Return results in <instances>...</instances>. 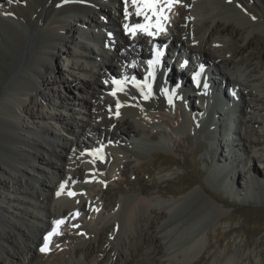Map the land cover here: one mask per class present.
Masks as SVG:
<instances>
[{
  "label": "bare ground",
  "instance_id": "obj_1",
  "mask_svg": "<svg viewBox=\"0 0 264 264\" xmlns=\"http://www.w3.org/2000/svg\"><path fill=\"white\" fill-rule=\"evenodd\" d=\"M115 2L119 4V10L111 16V7L108 4ZM1 5L4 12L0 13L11 12L13 16H0V190L14 193L12 196L5 195L4 198L15 205L9 203L4 207L0 204V264H185L194 258L203 249L205 238L201 230L198 232L197 226L210 216L214 209L219 213V210L213 207L215 205L207 201L216 203L217 199L214 200L211 194L200 187L201 194L207 197V200H197L193 219L191 216L189 221H184L177 216V212L195 203L196 196L199 195L196 190L178 198H152L144 193L138 196L116 195L118 198L114 200V196L104 195L103 186L118 176H122L121 180L124 181L129 159L137 160L144 156L143 145L146 140L144 136H138L150 123H166L168 119L176 118L175 123L178 125L175 132L179 133L184 131V128L191 129L197 119H201L202 115L198 112L206 115L208 113L210 116L217 115L219 118L220 112L211 111L204 104L210 99V94H201L205 85L185 95L164 87L170 78L155 76L153 81L145 78L141 84L146 81L151 91V95L145 100L136 90L128 88L137 89L136 84L127 87L120 80L115 87H108L113 88L109 98L103 93L99 98V101L109 106L103 108L109 114L105 119L106 127L101 128L91 121H75L74 116L70 114L69 119L76 122L79 135L78 139L68 143L58 135L54 127L56 125L63 130H71L70 123L63 120L60 113L36 114L27 104L28 100L30 104L36 105L34 98L38 95V86L48 85L47 65L56 59L54 51L58 52L57 44L63 43L68 56L74 57L72 59L75 61L69 64L70 75L75 74V69L80 74L95 75L93 81L84 82L78 81L79 77H73L72 82L61 77L59 84L71 95L73 90L80 88L76 81L82 83L83 89H89L92 94H100L106 90L101 78L114 74L109 72L112 61L123 60L128 63L130 59L135 60L137 56H143L147 51L146 44L154 43L157 35L147 36L137 30L133 36L131 32L126 31L125 26L131 28L132 25L146 23L143 15H136L137 10L131 0H108L103 3L98 0H8ZM165 15L168 17L162 21L165 31L160 34L170 38L167 48L175 44L187 58L195 60V65L191 66L192 71L186 75L193 78L197 65H203L205 73L210 72L211 77L206 76L214 86L226 82L232 88L238 89L242 111L253 109L251 91L258 93L257 96L261 98V92L253 85L256 78L248 75L251 79L240 82L241 79H234L229 74L228 64L233 61L227 52L225 37L235 29L237 20L248 23L249 17H254L255 22L250 20L251 24L241 26L244 28L242 34L235 30V36L246 38L252 28L264 31V0H180L171 11L165 9ZM98 16L106 20L100 21ZM224 16H228L227 19ZM86 19L88 20L85 22ZM83 26L91 28L86 29ZM100 27L104 28L105 33L114 32V37L120 38L121 46L119 47L113 38L109 40L111 51L99 47L102 53H95L91 52L89 45L82 43L80 39L77 40L72 34L77 32L80 36L91 32L94 38L104 39L103 32H93L94 28ZM62 33L71 38L70 43L78 46L79 51L66 45L68 41ZM244 48L245 46L232 47L229 50L236 53ZM96 56H101V63H96ZM245 56L247 58V55H244V59ZM84 57H87V60ZM78 60L85 63L77 62ZM255 67H258V63ZM177 73L179 72L176 69L175 74L178 75ZM201 74L205 77L204 72ZM114 75L119 77L116 73ZM187 78L188 80L183 81L186 87L192 84L189 77ZM50 89L56 93L54 87ZM59 89L57 97L55 96L60 99L59 104L69 111L72 110V107L68 106L70 98L61 95ZM161 89L166 90V94ZM144 90L145 93L149 91L148 88ZM114 91L116 94L112 95ZM178 94H182V97H178L179 101L176 99ZM223 94L230 98L225 89ZM196 95H199L196 101L200 103L196 109L197 113L193 114L195 111L192 112V101L190 100L189 110L186 97L192 98ZM77 99L73 98L78 104L88 103L82 98ZM117 101L121 103L119 116L116 114ZM88 108L87 112L93 114L90 106ZM231 120L234 122V118ZM241 120L242 117L237 116L239 123ZM212 122L213 120L204 125V135L210 128L213 134L218 128L221 129L220 124L213 125ZM229 130L239 134L237 145L241 150H247L245 142L254 148L247 153L245 160L248 174L244 173L248 176L244 191H238L237 194L234 187L235 168L240 167L243 160L236 156L228 158L229 154L223 157L217 148L213 152L212 161H215L218 167L214 168L216 172H211L207 177L211 190H224L226 195L234 196L264 189V178L257 177L259 172L256 169V163L264 164V154L257 155V147L264 145V138L263 142L256 137L247 139L243 135L245 129L240 125H235ZM85 131L95 133L97 142L102 146L103 151L96 154L95 159L81 154L82 149L95 147L94 144L89 145L82 140L81 136L85 135ZM136 136L139 141H136L138 144L134 146L135 143L130 139ZM214 140L217 144L228 143L224 136L220 139L214 137ZM112 142L117 145H112ZM219 176L222 177L220 180ZM3 177L9 180L10 186ZM21 177L24 178L23 183ZM61 184H64L63 189ZM125 184L129 186L128 183ZM75 188H82L84 192L75 191L74 195H69L72 193L71 189ZM116 189L120 191L119 186H116ZM57 192H60V195H57ZM108 197L113 202L110 207L105 201ZM30 206L33 210L40 211V216L30 211ZM182 207L183 209L179 210ZM9 208H13L12 211ZM8 213L18 221L21 220V225ZM60 217L67 218V222L46 246L47 250L41 252L45 233L50 229L51 222ZM26 221L30 224L26 225ZM22 223L27 227L22 228ZM69 224L72 228L68 227ZM65 229L67 231L62 234ZM174 231L180 234V239L183 237L180 246L176 243V235L173 239L170 236ZM238 258L230 256L215 264H238Z\"/></svg>",
  "mask_w": 264,
  "mask_h": 264
},
{
  "label": "rangeland",
  "instance_id": "obj_2",
  "mask_svg": "<svg viewBox=\"0 0 264 264\" xmlns=\"http://www.w3.org/2000/svg\"><path fill=\"white\" fill-rule=\"evenodd\" d=\"M3 2H8V0H2L0 5L3 4ZM110 7V14L114 16V14H116L115 4H110ZM98 17L100 21L103 20L101 16ZM224 17L227 19L228 16ZM249 19L255 22V19L252 17H249ZM87 20L88 19H86L85 22ZM250 20L247 21L248 23L241 19L237 20L238 24H235V29L230 31L225 37L227 40V42H225V46H227V52L233 61L232 63L228 64V70L229 74L234 79L235 77L241 79L240 82H245L244 80L251 79L250 76L248 77V75H252V77L256 78L253 85H255V87L261 92V98L259 99V96H257L258 93L256 94V92L251 91L250 98L254 100V107L253 109L248 108L243 109L242 111V103L240 102V98L238 96L239 91L236 89L235 94L236 97H238L236 106L231 108L230 111H226L222 107H218V109L223 112V115L220 114L221 119L219 118L218 120H215V123H226V117H229L230 113L231 116L234 117V122L231 124L232 127H235V125H240L245 129V134L243 135L247 137V139L250 137H256L257 139L260 138L262 141L264 138V31L260 28H252L250 30V34L246 38L235 36V30L242 34V30L244 28L241 26L248 25L249 23L251 24ZM72 34L75 37L79 36L77 32H73ZM62 35L64 37L66 36L64 33H62ZM65 39L68 41L66 45H69L74 50L79 51L80 48H78V46H74L72 43H70L71 38H69V36H66ZM115 40H117V42L119 41L118 43H120V39L115 38ZM243 46H245V48L236 53H233L231 50H229L232 47ZM57 48H59L58 52L56 53V51H54L56 59L54 58V60H51V62L47 65L48 74H46V81L48 82V85L38 86V95H36L34 98L36 105L30 104L28 100L27 104H29L28 106L33 109L36 114L40 112H48L52 114L60 113L63 120L70 123L71 130H63L62 127L56 125H54V127L58 135H60L62 139L66 140V142L68 141L69 143V141H75L78 139L79 133L77 132L75 121H82L84 123L91 121L100 125L101 128L106 127L105 119L109 117V114L103 110V108L106 109L107 107L109 108V106L99 101V98L102 97L101 93H103L104 96H107V98L110 97V94L108 91H101L100 94H92L89 89H83V84L80 83L81 80L82 82L93 81L95 75H85L84 73L80 74L76 69L75 74L70 75L71 70H69V64L75 61L72 59L74 57L68 56L63 43L62 45L57 44ZM96 50L97 52L99 51L98 53H102L100 49L98 50L96 48ZM244 55H247V58L245 56L244 59ZM77 62L85 63L83 60H78ZM98 62L96 61V63ZM125 63L124 61H120V63L112 61L110 68L114 70H119L118 68H126ZM257 63L258 67L256 68L255 66ZM249 64L250 66L247 68ZM173 70L176 72V69ZM208 73L205 74L207 75ZM61 77L68 78L70 82H72L73 77H79L78 81L80 82L76 81L75 83H78L80 88L78 90H73L72 95L69 94V92L59 84L60 82H58L59 78ZM105 77L106 76L103 78ZM185 77L186 80H188L187 75H185ZM103 78H101V81L103 84H106V86L109 87L111 85V83L108 82L109 79L106 78L105 80ZM68 85L70 86V84ZM49 87H54L56 89V93L52 92ZM108 87L104 88L107 90L109 89ZM58 89L60 90L61 95H63L65 98H67V96L70 98L68 100L70 102L68 106L72 107V110L69 111L68 109L64 108V105L62 106L59 104L60 99L56 98L57 92H59ZM49 97L50 99H48ZM75 97L78 98L77 100L82 98L88 103L84 105L80 103L78 104L73 100ZM196 99L197 97H186V105L190 110L191 100L193 108L192 112L195 111L194 113H197L196 109L199 107V102L196 101ZM88 106H90V109H92L93 114H89V112H87L89 109ZM70 114L74 116L75 121H73V119H69ZM201 115L202 117L205 116V114ZM237 116L242 117L241 123L237 121ZM202 117L200 121L202 120ZM24 120L27 121L26 118ZM168 120L169 121H166V123H161V121H158L157 123V121L154 120L156 123H150L147 125L148 127L146 126L144 131H141L138 137L143 138L144 136L145 140L147 141H145V145H143L144 156L137 160L134 158L129 159L130 162L124 176L126 179L123 181L121 180L122 176H118V178L106 184L103 187L104 195L114 196V200H116L115 198H118L123 194H128L131 196H134L135 194V196H138V194L142 195L145 193L152 198L161 197L166 199L178 198L188 194L191 192V190H196L199 195L196 196L197 198L195 203L193 202L190 207L184 209L182 207L179 210H183L177 212V216L181 217L184 221H189L188 219L191 216L193 219L195 207L198 205V202L201 200V198L207 200V197H205L200 192L201 187L207 193L211 194L214 200L217 199L215 204L211 202L212 200L207 201L212 205H215L213 207H216L219 210V213H217L216 209H214L210 214L211 217H206L202 220V223H200L201 226H197L198 232L201 230V234L203 237H205L203 242L204 247L201 249L200 253H198L194 258L189 259V261L185 264H215L217 261H220L224 258L227 259L230 256L239 257L238 264H264V189L254 192L255 194L253 191L252 193L249 191L246 194L242 193L239 195L234 194V196H230L226 195L224 190L212 191V188L209 186V182L207 180L208 174L211 172H216L214 168L218 167L217 163L212 161L213 152L215 148H217L220 150V153L223 157H225L224 155L229 154L228 158L229 156H232V158L236 156L237 158L243 160L240 167L235 168L236 173L234 176V187L236 189L235 193L237 194L238 191H244V183L246 176H248V168L245 165V160L247 153H249V151H253L254 148L251 146V144L245 142V147L247 150H241L237 145L239 134L235 132L232 133L228 129H223V136L226 138L228 143L224 144L223 142H218L219 144H217V142L214 140L216 133H211V135H209V132H207L206 135L201 133L202 131L205 132L203 130L205 125L204 121H197V123L193 124L194 126L191 127V129L184 128V131L178 133L175 132L178 125V123H175L177 119L173 118ZM211 120L214 121V119L210 118L209 121ZM51 124L53 125V122H51ZM224 132L227 134H224ZM217 137L220 139L222 136L221 134H218ZM81 138L90 144H96L97 142L95 139V133L91 131H85V135L81 136ZM130 141L135 143L134 146H136L138 144L136 141H139V139L136 136L130 139ZM261 145L262 144L258 145L257 147V155L264 154V145ZM129 147H131V145ZM129 156L130 154L128 157ZM256 169H258L259 172L257 177H262L263 179L264 164L256 163ZM47 171L49 174V170ZM244 172L247 174L245 175ZM212 178L214 179L213 176ZM218 178L220 180L222 177L219 176ZM3 179H5L9 186L11 185L7 178L3 177ZM21 180L23 183L24 178L21 177ZM52 180L53 183L56 182L54 177ZM126 180L127 182H125ZM215 180L217 181L216 178ZM125 183H128L129 186H127ZM116 186H119L120 191L116 189ZM159 190L162 192L158 193ZM52 191H54L53 188ZM9 194H11V196L14 195V193L0 190V204H2L4 207H7L9 203L11 205H15L14 202H8L4 198L5 195ZM96 197H98V195H96ZM109 198L110 197H108L107 200H104L106 201V205L110 207L113 202H111ZM86 204L87 202L84 203V205ZM12 209L13 208H9L10 211H12ZM28 209L37 216H40V211L33 210L32 206L28 207ZM8 215L11 217L10 213H8ZM11 218L21 225V220L18 221L16 217ZM25 224L28 225L30 222L26 221ZM21 227L25 228L27 226L24 225V227ZM69 227L72 228V226ZM66 229L68 230V227ZM66 229L62 232V234H65L67 231ZM174 232L175 233H173V235H170L172 236L171 238H175L173 236L176 235V238H178L176 243H182L181 241H183V237L181 240L180 237H178L180 234H178L176 231ZM186 237H188V235H186ZM186 237H184V239H186ZM178 244L176 245L178 246Z\"/></svg>",
  "mask_w": 264,
  "mask_h": 264
},
{
  "label": "snow or ice",
  "instance_id": "obj_3",
  "mask_svg": "<svg viewBox=\"0 0 264 264\" xmlns=\"http://www.w3.org/2000/svg\"><path fill=\"white\" fill-rule=\"evenodd\" d=\"M180 0H132V4L136 7L137 11H136V15L140 16L143 15L144 19L146 21V23L144 24H135L132 25L131 28H129L128 26L126 27V31L131 32V34L133 36L136 35L137 30H139L140 32L144 33L147 36H154V35H159L160 33L165 31L164 25L162 23V21H165L168 19V17L165 15V9H167L168 11H171V8L179 3ZM229 2H231V0H229ZM5 15H11V13H5ZM126 18H127V10H126ZM253 19H255L253 17ZM159 57H160V53L158 51H154L153 53V58L147 61V64L151 67L155 64H158L159 61ZM149 75H152L151 72H149ZM197 75L198 74H194L193 75V81L196 82L197 81ZM135 79V78H133ZM113 83H119L118 81H113ZM138 86V85H137ZM145 88H148L149 91L147 93H144L143 90H141V95L143 96V98L145 100H147L149 98V96L151 95V91H150V86L145 84L144 85ZM206 87V85H205ZM122 90V89H121ZM162 92H165L166 94V90L161 89ZM115 91L112 93V95H115ZM169 103H171V101L169 100ZM121 107V103L119 101H117L116 104V108H117V116H119V109ZM61 189L64 188V184L60 185ZM57 195H60V192H57ZM69 195H74V193H69ZM78 215V213H77ZM55 225H59L64 223L63 220H59V221H54L53 222ZM56 232V229H53V232L49 233L47 236H45V246L41 247V252H44L47 250L46 246L49 242V237L51 235H53Z\"/></svg>",
  "mask_w": 264,
  "mask_h": 264
}]
</instances>
